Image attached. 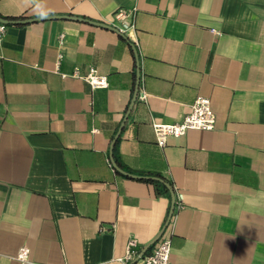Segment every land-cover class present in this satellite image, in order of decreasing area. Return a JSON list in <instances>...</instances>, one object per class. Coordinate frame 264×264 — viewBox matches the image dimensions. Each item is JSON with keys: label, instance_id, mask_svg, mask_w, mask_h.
Masks as SVG:
<instances>
[{"label": "crops", "instance_id": "1", "mask_svg": "<svg viewBox=\"0 0 264 264\" xmlns=\"http://www.w3.org/2000/svg\"><path fill=\"white\" fill-rule=\"evenodd\" d=\"M119 8L134 9L136 43ZM40 16L117 31L0 22V264H120L130 238L134 262L171 195L114 170L117 134L120 169L172 182L173 264H264V0H0L2 19ZM90 66L108 88L71 76ZM198 96L214 128L159 147L152 124L180 121Z\"/></svg>", "mask_w": 264, "mask_h": 264}, {"label": "built area", "instance_id": "2", "mask_svg": "<svg viewBox=\"0 0 264 264\" xmlns=\"http://www.w3.org/2000/svg\"><path fill=\"white\" fill-rule=\"evenodd\" d=\"M113 19L117 22L116 27L119 32L124 34L131 41L136 43L135 33V12L134 9L119 8L113 13ZM114 26V25H113ZM115 27V26H114ZM5 32V25L0 24V40ZM62 36H60V43ZM63 54L60 52L57 55L56 67L60 64ZM63 77L65 74H61ZM71 76L83 79L92 89H106L109 87V80L105 74H101L98 70L90 66L85 74H81L78 67H75ZM145 92H141L139 98L144 100ZM215 114L210 106V100L204 96H198L190 106V111L178 122L174 123H160L154 122L152 130L155 137L156 144L163 148L166 145L169 137H179L184 135L189 130H205L209 131L214 128ZM180 206V204H178ZM171 235L172 227L169 220L166 226L155 242L153 248L137 261L132 262L136 255L134 247L137 242L134 238H130L126 244L125 254L117 258L120 264H173L170 260L171 252ZM29 248L22 246L19 248L15 259L20 262H26L29 258Z\"/></svg>", "mask_w": 264, "mask_h": 264}, {"label": "water", "instance_id": "3", "mask_svg": "<svg viewBox=\"0 0 264 264\" xmlns=\"http://www.w3.org/2000/svg\"><path fill=\"white\" fill-rule=\"evenodd\" d=\"M56 17L68 18V19H73V20H78V21H85V22H88L90 24L101 26V27L109 29V30L117 31L115 28H113V27H111L109 25H106V24H103V23H98V22H93V21H89V20H85V19L78 18V17H75V16H40V17H36V18H32V19H25V20H18V21L6 20V19L0 18V22L1 23H27V22H32V21H36V20H42V19H48V18H56ZM135 96H136V93H135ZM117 135L113 138V140L111 142V146H110V157H111V161H112V166H113L114 170H116L117 172H119V173H121V174H123L125 176H128V177L136 178L138 176L129 174V173L123 171L122 169H120L117 166V164L112 159V149H113V145L115 143V140L117 138ZM167 187L169 188L170 195H171V205H170V211H169V218H170V216L172 214L173 206H174V194H173L172 190L170 189V186L167 185ZM169 218H168V220H169ZM165 226H166V224L161 229L159 234L143 248V250L140 252L139 256L134 260V262L137 261L139 258L143 257L145 255V253L147 252V250L158 240V238L162 234Z\"/></svg>", "mask_w": 264, "mask_h": 264}, {"label": "trees", "instance_id": "4", "mask_svg": "<svg viewBox=\"0 0 264 264\" xmlns=\"http://www.w3.org/2000/svg\"><path fill=\"white\" fill-rule=\"evenodd\" d=\"M137 179L151 184L154 187L155 193L158 196H166V197L170 196V190L167 187V185L170 186V189L174 191L172 182L159 174L141 173L139 174Z\"/></svg>", "mask_w": 264, "mask_h": 264}, {"label": "clouds", "instance_id": "5", "mask_svg": "<svg viewBox=\"0 0 264 264\" xmlns=\"http://www.w3.org/2000/svg\"><path fill=\"white\" fill-rule=\"evenodd\" d=\"M41 15H47V13H41Z\"/></svg>", "mask_w": 264, "mask_h": 264}]
</instances>
